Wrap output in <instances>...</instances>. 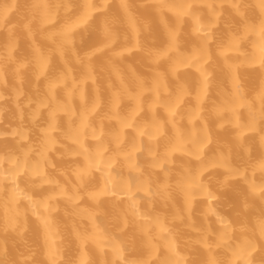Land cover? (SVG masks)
<instances>
[{"label":"bare ground","instance_id":"1","mask_svg":"<svg viewBox=\"0 0 264 264\" xmlns=\"http://www.w3.org/2000/svg\"><path fill=\"white\" fill-rule=\"evenodd\" d=\"M262 2L0 0V264H264Z\"/></svg>","mask_w":264,"mask_h":264},{"label":"snow or ice","instance_id":"2","mask_svg":"<svg viewBox=\"0 0 264 264\" xmlns=\"http://www.w3.org/2000/svg\"><path fill=\"white\" fill-rule=\"evenodd\" d=\"M261 7L264 8V2H262ZM262 167H264V165H262ZM260 191L264 192V188H261ZM262 232H264V227H262ZM252 251H254V247H253ZM249 255H251V251L249 252ZM170 264H172V262H170ZM245 264H251V261L247 260V261H245Z\"/></svg>","mask_w":264,"mask_h":264}]
</instances>
